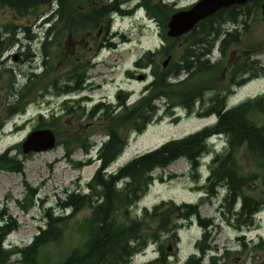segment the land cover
I'll use <instances>...</instances> for the list:
<instances>
[{
    "label": "trees",
    "instance_id": "1",
    "mask_svg": "<svg viewBox=\"0 0 264 264\" xmlns=\"http://www.w3.org/2000/svg\"><path fill=\"white\" fill-rule=\"evenodd\" d=\"M131 1L100 3L98 0H85L82 3L85 8L77 12L75 0H0V9L10 6L18 16H26L29 7L32 13L37 14L44 5L49 7L51 14L47 26H44L40 47L49 60L44 71L35 78L27 79L17 89L14 74L11 71L4 74L9 76L5 96L9 100L4 103L0 95V130L8 117L24 112L29 103L38 101L47 93L72 96L88 87L89 73L94 64L93 57H89L92 50L86 48L85 43L89 33H98L103 29L106 36L98 42L97 49L117 48L118 44L113 39L120 34L110 31L112 14L131 15L139 6H143L150 17L157 19L162 30L160 48L145 52L135 63L137 69H150L153 78L137 101L128 104V93L120 91L116 103H98L88 112L83 104L85 98H80L63 103L64 115L52 112L49 119L39 116L37 128H52L57 135V146L65 148L66 158L77 167H82L83 162H76L71 157L79 150L88 154L96 146L91 140L92 130L89 125L83 128V121L92 120L103 125L107 139L98 149L100 167L88 184L89 192L70 191L65 200H61L59 206L62 212L58 213L54 206L43 205L46 225L26 245L6 246V238L18 230L20 224L12 215L1 212L0 264H130L150 243L158 246L159 257L145 264H173L165 251L163 236L176 245L179 230L195 219L203 234L196 243L198 253L188 257L184 264H205L207 258L211 264H220V261L221 264H230L226 258L232 252L221 255L216 252L217 247L211 240L214 219L201 217L198 204L162 201L152 209L143 208L140 216L134 209L155 181L156 169H165L174 161L185 158L198 171L202 157L213 148L209 138L214 135H222L225 146L211 161L206 193L215 196L219 193L218 186L227 188L224 206L234 216L239 229L241 226L255 225V214L264 210V93L228 107L233 88L264 75V66L255 58L264 48L261 42L254 44L250 38L254 22L261 19L264 0L224 8L201 21L185 36L188 45L179 60L172 58L167 68H163L158 58L173 57L171 42L176 40L171 39L166 31L168 21L176 11L175 3L139 0L134 8L122 9L124 4ZM62 15L64 17L60 19ZM62 30L81 37V48L76 54L67 51L72 40L67 39L66 49L62 50ZM30 31V28H26V32ZM30 36L37 37L35 34ZM121 38L129 41L125 35H121ZM92 39L97 41L96 37ZM15 42L14 37H10L6 45L1 40L0 50L11 47ZM218 43L224 56L232 45L245 44L243 58L223 69V60L213 61L207 54L209 49L206 55L203 53L205 48H213ZM62 59L65 68L61 72L58 66H61ZM221 71L222 75H227V82L217 81V74ZM161 100L165 103L163 116L172 115L175 109L181 107L201 118L215 115L216 122L138 154L107 174L106 169L112 167L124 153L130 136L141 133L162 116V108L158 104ZM77 111H80V116H77ZM65 115L72 117V120L63 121ZM15 149L21 150L7 148L0 153V171L23 173L24 160L19 157L21 153L13 152ZM244 151L254 170L246 169L241 161ZM119 181L123 182L121 188L118 187ZM17 203L24 212H28L38 203V189L27 184L24 198ZM85 208L90 210V214L78 220L77 214ZM68 211L70 213L66 214ZM238 240L242 241V251L264 254L262 238L252 244L245 241V235L238 236ZM64 243L68 245L60 249ZM53 248H57V251Z\"/></svg>",
    "mask_w": 264,
    "mask_h": 264
},
{
    "label": "rangeland",
    "instance_id": "2",
    "mask_svg": "<svg viewBox=\"0 0 264 264\" xmlns=\"http://www.w3.org/2000/svg\"><path fill=\"white\" fill-rule=\"evenodd\" d=\"M84 1L81 0V3ZM98 1L106 3L111 0ZM166 1L170 4L175 3V8H173L178 10L187 8L200 0ZM129 5L131 3L125 4L123 7L126 8ZM1 9L0 33H5L7 36H4L2 39L3 44H7L8 35L6 34V30L11 29L13 26H20L22 28V33L19 36L21 41H24L28 35L35 34L37 36L39 42L34 44L30 52H38L44 38L45 30L41 18L49 14V7L44 5L39 8L37 14L33 13L30 16L21 18L16 17L9 10ZM38 16H40L39 19ZM260 17L261 19L254 22L252 26L250 38L254 44L261 42V46L264 48V19L262 13ZM149 18L151 17L145 8L135 12V15L132 17L119 16L115 18L112 29L120 33L114 39V42L118 44L116 49L99 50L97 52V46L94 45L93 39H88L89 44L85 45V47L88 49L94 47V51L91 49L92 53L89 55V57H93L92 63L94 64V67L89 73V88L83 93L72 95L70 100L89 96L90 99L83 102L88 112L100 101L116 103L117 95L120 91L128 93L126 99V101L130 99L128 103L135 102L145 93V87L153 78L150 74V69H137L135 63L145 52L149 50L155 51L162 45L161 27L157 19L149 20ZM141 20H144L148 26L140 27L139 23ZM228 27L231 28L232 26ZM26 28L31 29L30 33L26 32ZM121 34L126 35L129 41L124 42ZM187 45L188 41H186L185 36L177 39L175 42H171V49L173 51L172 58L175 61L179 60L180 55ZM75 47L76 44L69 43L67 51L73 52ZM215 47L216 51L212 60H223L222 68L226 70L232 62L239 61L243 58L242 52L245 44L232 45L225 56L220 52V43L216 44ZM19 49H21V46L15 45L12 51L16 52ZM7 57L4 56L1 60H5ZM165 58L159 57L158 61L162 63ZM255 58L259 59L264 66V49ZM3 68H15L17 70L16 63L12 60L7 62ZM58 68V71L62 72L64 70L62 65H59ZM27 69L25 67L21 72L23 74L27 73ZM41 72H43V69L39 70V73ZM226 76V74L222 75L221 71L219 75L217 74V81L224 80L227 82ZM24 79L26 80L28 78ZM8 83L9 76L7 74L4 77L0 75V95L3 101L8 92ZM263 93L264 75L251 79L246 84L236 87L232 92L231 103L238 104ZM46 95L29 105L23 115H17L7 121L5 129L3 132H0V153L4 152L7 148H20L17 147V144L24 142L32 132L33 126L35 125L34 120L39 113L42 112L45 114L46 119L51 117L53 111H60V115L65 114V111H63L65 97L62 98L54 93H47ZM158 104L162 108L160 111L162 116L149 124L141 133H133L130 136L127 148L112 165L111 170L118 169L138 154L158 148L171 139L183 138L201 130L205 126L214 124L216 121L215 115L208 118H201L196 114L188 113L181 107L175 109L172 115L163 116L165 109L164 100L158 101ZM76 114L80 116V111H77ZM67 119L72 120V117H66L65 115L63 121ZM90 121L92 123H89L92 125L89 128L92 130L91 140L95 142L96 146L88 154L83 150H79L71 157L76 162H83L82 167L73 165L66 158V151L62 145L56 146L52 150L30 154L26 157L20 149L13 151L14 153H21L19 157L24 160V171L23 173L0 171V213L4 212L12 215L18 220L20 228L7 237L6 246H23L32 241L39 229L46 225V218L42 208L43 205L54 206L57 212L60 213L62 209L59 204L61 200H65L68 192H89L88 184L100 165V162L97 160L98 149L101 147V143L107 139L103 131L104 126L96 121L84 120L82 127H87L89 124L86 125V123ZM212 142H215L217 150H220L224 144V137L214 138ZM212 155H205L201 159V166L198 171L194 170L185 158L174 161L165 169H156L154 171V183L149 187L147 194L142 197L134 209L140 215L145 206L152 208L162 201L173 200L177 204H198L201 217L214 219L215 228H212L211 240L212 244L217 247L216 252L219 255L225 254L227 251L232 252L226 258V261L230 264H242L244 262L246 264H264L263 253L256 255L250 253L248 250L242 251V241L238 240V236L242 235H245V241L250 244L257 242L261 238L264 240V218L261 222H255V225L249 227L241 226L239 229L234 216L224 206L222 194L209 196V194L205 193V184L209 176V163L211 162ZM241 161L246 165V169H255L253 165H250L245 151L242 152ZM27 184L38 189V203L28 212H24L17 201L24 198ZM69 213V211L66 212V214ZM89 214L90 210L85 208L77 214L76 218L83 220ZM202 234L203 229L197 220H194L192 223H185L179 230L176 245H173L163 236L166 247L165 251L170 257V260L172 262L175 260L177 264H184L188 257L198 253L196 243L200 240ZM66 244L64 243L60 249L65 248L68 245ZM157 247L156 244L151 245L146 251L138 254L131 264H144L149 261L155 256L156 253H153V249ZM53 250L57 251V248H53ZM205 264H211L209 258L206 259Z\"/></svg>",
    "mask_w": 264,
    "mask_h": 264
},
{
    "label": "water",
    "instance_id": "3",
    "mask_svg": "<svg viewBox=\"0 0 264 264\" xmlns=\"http://www.w3.org/2000/svg\"><path fill=\"white\" fill-rule=\"evenodd\" d=\"M252 0H200L190 9L180 10L174 13L168 22V36L180 38L191 32L197 24L214 15L221 9L234 5H244ZM264 16V11H263ZM171 61L169 56L163 66L166 68ZM57 136L52 129L45 128L33 131L29 134L23 143V153H38L53 149L56 147Z\"/></svg>",
    "mask_w": 264,
    "mask_h": 264
},
{
    "label": "flooded vegetation",
    "instance_id": "4",
    "mask_svg": "<svg viewBox=\"0 0 264 264\" xmlns=\"http://www.w3.org/2000/svg\"><path fill=\"white\" fill-rule=\"evenodd\" d=\"M74 6H75V10L77 12L81 11V9L85 8L84 5L81 3V0H75ZM1 10H7V11L9 10V11L13 12L15 14V16L18 17V18L24 17V16H18L16 11H14L10 6H4ZM32 14H33L32 13V8L29 7V9L27 10V15L26 16H30ZM63 17H64V15H62L60 17V19H63ZM39 18H40V16H38V19ZM49 19H50V16L47 15V16L41 18V21H42L43 24H45V23H48ZM104 34H105V31L103 29H101L98 34L90 36V38H92V37H96L97 38V41H94V45L98 44V42L104 37ZM4 36H6L5 33L4 34L0 33V41L4 38ZM28 36H30V35H28ZM28 36L25 37L24 41H21L19 38H17V39H15L16 42L13 43L11 45V47H9L7 49H4V50H0V70L3 69V71H1L0 73H2V76L4 77V76H6V75H4L6 73V71H11V73L14 74V76H15L14 83L16 85H20V86L23 85L24 82L27 81V79H26L23 83H21V81L23 80V75H24L23 72H21V70L23 68H25L27 66H31V67H34V71L35 72L37 71V73H39L40 69H43V71H44V68L47 66L48 61H49L44 56V54H41L40 55L41 57H39V55H36V56H38V59L33 60V58H32L33 62L32 63L29 62L31 57L27 58V56L28 55H32L33 53L30 52L31 51L30 46H29L30 43L26 44V42H25L26 39H28L27 38ZM88 36H89V34H88ZM80 38L81 37L73 35V34H66L64 32V30H62L61 33H60V45L62 47V50L65 51V49H66V40L67 39L68 40H72L73 43L76 44L75 50H73V54H76L80 50V47H81V43L82 42L80 41ZM8 40H9V38H7V42H8ZM87 44H89V41H86L85 45H87ZM15 45H20L21 49L17 50L16 52H13L12 48ZM93 48L94 47H91L90 49H93ZM4 56H8V57L5 60H1V58L4 57ZM10 60H12V61H14L16 63L17 70H15V68H12V69L3 68L5 66V64L7 62H9ZM61 65H62L63 68H65L64 59L61 60ZM88 88H89V86H88ZM87 98L90 99L89 96H87ZM8 100H9V98H5L4 103L8 102ZM100 103L105 104L104 101H100ZM53 113H54V111H53ZM39 116H41V115L40 114L37 115V118L34 120L35 121V125L33 126V130L39 129V128H37L38 124H36L37 120L39 119ZM91 124H89V126H88L89 128L92 126ZM18 146L22 147V143L17 144V147Z\"/></svg>",
    "mask_w": 264,
    "mask_h": 264
},
{
    "label": "bare ground",
    "instance_id": "5",
    "mask_svg": "<svg viewBox=\"0 0 264 264\" xmlns=\"http://www.w3.org/2000/svg\"><path fill=\"white\" fill-rule=\"evenodd\" d=\"M55 12V10L52 12V13H54ZM21 27L20 26H13L11 29H7L6 30V34L8 35V38H10V37H14L15 39H17V38H19V36H20V34L22 33L21 32ZM28 39H26V44H29L30 43V49L32 48L33 49V46H34V44L35 43H38L39 42V40H38V38L37 37H35V36H28L27 37ZM209 49V50H208ZM206 50H208V53L207 54H209L208 56L210 57H212L213 58V56H214V54H215V48L213 47V48H211L210 46L209 47H207V48H205V50H203V53L206 55ZM43 51H42V49L41 48H39L38 49V52H33V54L32 55H28L27 56V58L28 57H31L30 58V63H32L33 61H32V58H33V60H35V59H38V56H36V55H39V57H41L40 55L41 54H43L42 53ZM207 58V57H206ZM26 68H28L27 69V73H24V75H23V78H35V76H38V74L39 73H37V71L35 72L34 71V67H31V66H27ZM1 71H3V69H1L0 70V72ZM25 81V79L24 80H22L21 81V83H23ZM89 100V98H87V101ZM127 179H125V181H126ZM226 188V187H225ZM17 231V230H16ZM7 239V238H6ZM5 239V240H6ZM220 264L222 263L221 261L219 262ZM131 264V263H130Z\"/></svg>",
    "mask_w": 264,
    "mask_h": 264
}]
</instances>
